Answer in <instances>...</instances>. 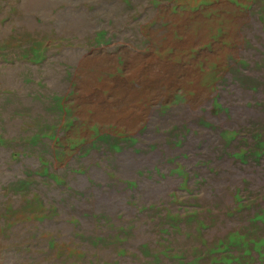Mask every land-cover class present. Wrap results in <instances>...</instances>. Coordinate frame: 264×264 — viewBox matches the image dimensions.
I'll return each instance as SVG.
<instances>
[{"label":"rangeland","instance_id":"1","mask_svg":"<svg viewBox=\"0 0 264 264\" xmlns=\"http://www.w3.org/2000/svg\"><path fill=\"white\" fill-rule=\"evenodd\" d=\"M0 264H264V0H0Z\"/></svg>","mask_w":264,"mask_h":264}]
</instances>
